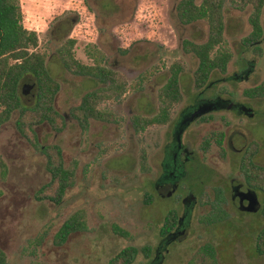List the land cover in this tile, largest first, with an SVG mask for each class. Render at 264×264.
Instances as JSON below:
<instances>
[{
  "label": "rangeland",
  "instance_id": "374dc122",
  "mask_svg": "<svg viewBox=\"0 0 264 264\" xmlns=\"http://www.w3.org/2000/svg\"><path fill=\"white\" fill-rule=\"evenodd\" d=\"M108 1L20 0L22 24L36 32V51L46 55L51 75L60 84L55 108L65 117V126L61 130L48 123L35 126L38 147L17 130V113L0 126V161L6 165L5 173L0 165V248L7 256L6 264H106L128 246L138 250L131 264H264V253L256 250L264 216L260 209H238L231 198L230 176L242 180L239 155L233 157L232 151L222 155L217 149L210 150L201 157L204 167L187 164L181 183L194 195L207 193L213 202L220 191L222 199L214 206L197 204L186 234L164 244L160 235L164 218L170 210L182 214L185 193L162 195L154 182L161 174L163 147L170 140L173 121L200 91L193 79L197 59L185 53L181 43L184 39L204 41L207 26L204 22L182 26L175 15L176 0ZM251 11L247 0L225 5L222 46L232 52V59L227 71L215 72L212 80L239 72L245 59H253L241 45V38L249 32ZM66 20L73 21L68 35L76 40L78 60L91 64L85 50L87 44H95L105 54L103 64L125 75L128 86L122 97L105 100L99 106L114 112L117 122L91 119L88 129L83 130L70 115L82 96L99 82L72 74L59 61L61 38L56 30ZM262 49L263 56L256 60L258 67L247 81H218L205 92L209 96L223 89L240 101L252 102L256 112L250 130L255 134L246 130L249 136L244 146L253 139L262 144L256 158L260 165H264V97L248 99L244 91L264 80V41ZM174 63L181 64L183 71L181 101L172 108L173 121L136 131L133 117L157 112L158 91ZM35 87L31 77L24 79L20 87L23 103L33 102ZM225 118L230 119L231 114L218 113L215 124L197 123L187 133L198 154L202 155V138L210 131L223 130ZM231 121L233 127L240 126L238 120ZM241 127L246 129V125ZM48 144L62 148L66 166L77 162L75 184L59 204L35 197L50 178L40 149ZM145 194L151 196L150 203ZM77 210L84 212L86 229L71 234L63 245H56L54 237L59 227ZM222 211L225 217L212 222ZM206 245L215 248L214 261L202 250ZM145 247L150 250L149 257Z\"/></svg>",
  "mask_w": 264,
  "mask_h": 264
},
{
  "label": "trees",
  "instance_id": "16d2710c",
  "mask_svg": "<svg viewBox=\"0 0 264 264\" xmlns=\"http://www.w3.org/2000/svg\"><path fill=\"white\" fill-rule=\"evenodd\" d=\"M108 0H104V2ZM112 1V0H111ZM105 2V3H106ZM110 2V0L108 1ZM235 0H176L175 15L182 26H190L204 22L207 26V38L202 42L189 39L182 40V49L185 53L193 54L197 59L194 72V85L196 89L209 91L212 88V76L215 72L225 73L232 59V52L223 48L225 34L224 7ZM252 6L253 14L249 17L252 27L251 33L242 39L244 45L256 43L262 36V27L259 14L264 10V0H247ZM72 20L62 22L60 29L56 30L61 43L57 48V55L62 66L74 75L95 79L99 85L86 92L80 103L70 110V115L77 120L83 130H87L91 119L114 123L116 114L112 111L100 109L101 102L105 100H118L122 97L128 84L125 75L103 64L105 54L95 44H87L85 53L92 60L91 64H84L75 57L74 47L76 40L69 37L68 32ZM66 23V24H65ZM67 25V27H66ZM64 30L62 32L60 30ZM67 30V31H66ZM58 38V39H60ZM38 36L36 32L24 28L20 0H0V126L8 122L14 113H17L15 124L21 135L25 136L35 147H38L35 126L48 123L56 130L65 126V117L55 108V99L60 90V84L51 75L47 65L46 55L36 51ZM183 67L174 63L169 67L168 77L158 91V110L152 116L135 115L132 119L136 131L158 124H166L170 120V111L174 104L181 100L180 77ZM26 77L35 82L33 102L23 103L20 87ZM223 92L224 90L221 89ZM248 95L264 94V82L244 91ZM45 156V169L50 178L37 192V200H48L59 204L67 191L74 186L77 162L66 166L62 148L58 144L40 146ZM257 151L256 145H251L242 160L247 184L259 192L262 200L260 213L264 216V168L252 161V155ZM142 162L145 156L142 155ZM3 172L6 165L0 161ZM2 192L0 191V196ZM148 203L151 196L145 194ZM201 203L214 206L221 201L220 191L217 192L216 202L209 200L207 193H201ZM222 211L217 219L219 222L225 217ZM178 223V214L170 210L160 228L162 237L170 234ZM86 229L85 215L82 210L71 214L59 227L54 237L56 245H63L68 237L76 232ZM119 234L127 236L126 231L117 230ZM212 260H215L216 250L211 245L202 249ZM256 250L264 253V228L258 233ZM146 257L150 250L144 248ZM138 255L134 246H128L119 251L106 264H131ZM7 256L0 248V264H6Z\"/></svg>",
  "mask_w": 264,
  "mask_h": 264
},
{
  "label": "flooded vegetation",
  "instance_id": "af4514ba",
  "mask_svg": "<svg viewBox=\"0 0 264 264\" xmlns=\"http://www.w3.org/2000/svg\"><path fill=\"white\" fill-rule=\"evenodd\" d=\"M252 14H253V10L248 15L249 32L244 37L248 36L252 31V27L249 21V17ZM263 18H264V10L261 11L259 14V22L262 27V36L256 43L244 45L242 42V39L244 37L241 38V45L247 47V49L251 52L253 59L251 60L245 59L244 65L241 67L239 72H235L229 75L228 77H224L221 79L217 78L215 80H212V85H214V83L218 81L243 82L249 79L250 75L258 67V62H256V60H259V58L263 56V49H262V43L264 41ZM263 82L264 80L261 83ZM244 96L247 97L248 99H256V98L264 97V94H257L251 96L244 93ZM207 101H212V106L211 107L208 106L205 109L206 111L203 112L202 114L196 117L192 116L193 105H195L196 102L207 103ZM171 111H170V120L168 123L173 121L171 118ZM255 112L256 109L253 107L252 102L240 101L237 98H234L233 94H228L227 91L225 90L222 92L221 89L220 91L216 93L214 92L209 96L208 94H205L203 90L202 91L200 90L194 96L192 103L188 104V106L183 107L181 109V111L178 114V117L175 119V121H173L172 129L170 132V140L163 147L161 174L158 180L154 182V184L158 188L159 193H161L162 195L174 194L176 191H179V193H185L181 199V202L183 204V211L182 214L178 216V223L175 229L170 234L163 237L162 239H166L172 234H175L176 236H182L186 234L187 229L190 226V217L192 211L195 209V206L201 202V196L194 195V193L188 187H186L181 183L184 178V169L187 167V164L193 167H201V166L204 167L201 157L207 154L210 150L215 151L217 149L219 150L220 153H222V155L225 154V151L227 152L232 151L233 157L239 155L238 171L241 174L242 180H240L238 176L231 177L229 175L232 201H234L233 198L234 193H237L238 195H246V196L249 195V193H255L257 195L260 204H262V200L259 195V192L251 188L245 181L244 171L242 169L243 157L246 155V152L248 151V148L251 145H256L257 148V151L252 155V161L256 165L262 166L264 168V165H260L256 161V158L259 155L258 153L262 147V144L258 143V141L253 139L250 142H248L247 145L244 146V141L249 136L247 131L250 132V135L255 134L250 130L251 125L255 123L253 121ZM218 113L231 114V118L223 119L222 126L223 124L225 125V128L223 130L215 131L212 129L213 131L208 132V134L202 138L201 145L199 146V150L200 152H202V155H200L194 150L192 140L189 137H187V133H190L194 125H196L197 123L211 122L215 124L214 121L216 120V115ZM181 119H188L187 124L183 125L184 126L183 131L181 132L178 131L177 133L175 126L178 124V122ZM232 119L238 120L240 126L233 127L231 121ZM244 120L247 122H245ZM248 123L249 125H247ZM166 124H161V125H166ZM241 124H243V126L246 125L245 127L246 129L241 127ZM206 169L209 171V173H212V169H208V168ZM172 173H174L173 176L170 175Z\"/></svg>",
  "mask_w": 264,
  "mask_h": 264
},
{
  "label": "water",
  "instance_id": "95a60500",
  "mask_svg": "<svg viewBox=\"0 0 264 264\" xmlns=\"http://www.w3.org/2000/svg\"><path fill=\"white\" fill-rule=\"evenodd\" d=\"M208 106H210V107L212 106V101H207V103L196 102L195 105H193V114H192V116L196 117V116L202 114L203 112L206 111L205 109ZM188 119H181L178 122V124L175 126L177 133H178V131H180V132L183 131V129H184L183 125L187 124V120ZM170 175L173 176L174 173H172ZM233 198H234V204L240 210H243V211L248 210V211L256 212V211H258L260 209L261 204H260V202H259V200L257 198V195L255 193H249V195H247V196L246 195H238L237 193H234L233 194ZM175 237H176L175 234H172L171 236L167 237L163 241L164 244L168 243L169 241H171Z\"/></svg>",
  "mask_w": 264,
  "mask_h": 264
}]
</instances>
